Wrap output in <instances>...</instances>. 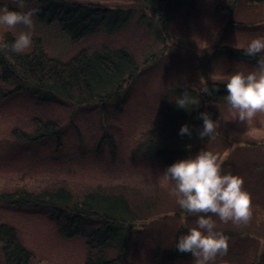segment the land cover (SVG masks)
Listing matches in <instances>:
<instances>
[{"label":"rangeland","instance_id":"1","mask_svg":"<svg viewBox=\"0 0 264 264\" xmlns=\"http://www.w3.org/2000/svg\"><path fill=\"white\" fill-rule=\"evenodd\" d=\"M70 1L140 10L120 32H101L75 45L64 38L67 53L61 59L66 62L82 50L123 48L134 55L140 72L128 82L119 106L113 102L106 109L70 100L41 105L22 95L0 101V194L19 188L41 193L62 187L79 198L97 189L123 193L137 219L126 255L129 262L195 264L191 254L178 261L168 259L178 232L194 226L196 217L186 216L180 208L175 182L163 175L167 166L138 156V150L146 134L163 119L167 93L176 87L199 88L200 68L204 67L212 83L226 82L234 72L252 69L256 60H232L221 52L212 58L211 54L217 44L237 49L236 45L264 35V0H190L194 8L165 26L140 7L142 0ZM231 6L232 14L224 11ZM24 8L28 10V6ZM144 14L147 17L141 21ZM205 41L210 48L199 49ZM0 88L12 89L2 82ZM205 95L210 100L211 94ZM210 103L212 119L219 120L215 135L208 142L203 138L180 159L202 148L219 154L225 172L243 177L252 208L246 223L213 217L217 230L228 237L227 253L218 255L213 264H264V151L248 146L264 145V113L244 124L233 118L229 105ZM42 115L62 127L60 148L51 140L26 143L15 133L33 134L35 118ZM105 131L115 139L112 149L109 141L99 146ZM257 165L259 169L253 172ZM0 223L15 227L19 240L33 255V264H86L90 255L83 239L62 237L55 221L33 207L15 210L0 203ZM0 264H4L1 257Z\"/></svg>","mask_w":264,"mask_h":264},{"label":"trees","instance_id":"2","mask_svg":"<svg viewBox=\"0 0 264 264\" xmlns=\"http://www.w3.org/2000/svg\"><path fill=\"white\" fill-rule=\"evenodd\" d=\"M5 2L12 8L16 7L15 0ZM25 6L34 11L33 44L23 54H16L10 48L0 49V82L12 88H0V101L22 95L41 105L70 100L78 102L77 105L92 103L104 109L113 102L119 106L128 82L133 81L140 72L134 55L123 48H104L93 53L82 50L65 62L61 58L67 53V41L63 39L67 38L75 45L101 32L108 35L120 32L130 24L139 7L105 8L70 0H25ZM143 6L160 26L169 25L181 13L194 8L190 0H142L140 7ZM224 11L234 12L232 6ZM145 17L146 14L140 20L144 21L142 19ZM26 30L24 25H17L12 30L0 29V39L11 44L19 32ZM213 49L212 58L221 52L232 60H256V57L244 55L242 49L219 44ZM199 71L200 76L207 79L204 67ZM226 82L209 81L210 87L211 84L218 85L210 100L204 98L205 93L192 91L191 87H176L168 92L164 117L146 134L138 156L159 160L169 166L194 150L202 140L198 135L202 128L199 113L206 111L212 117L210 102L228 105L224 98L227 94ZM185 89L199 98V104L187 110L178 107L174 101ZM35 121L34 133L16 131L18 138L26 143L51 140L60 148L62 127L52 119H45L44 115L37 116ZM186 123L191 129L190 136L179 133L180 127ZM101 140L99 146L103 141H109L111 149L114 148L115 139L108 132H104ZM248 146L253 149L260 147L264 151L262 144ZM257 169L259 165L253 172ZM0 203L15 210L33 207L55 221L62 237L83 239L90 251L86 264H132L126 255L136 231L137 219L132 203L123 193L97 189L79 198L65 187L41 193L19 188L0 194ZM178 233L182 234V230ZM112 253L116 255L112 256ZM188 256L190 253L179 252L174 246L168 259L173 262ZM0 257L4 264H33L32 253L19 240V233L11 224L0 223Z\"/></svg>","mask_w":264,"mask_h":264},{"label":"clouds","instance_id":"3","mask_svg":"<svg viewBox=\"0 0 264 264\" xmlns=\"http://www.w3.org/2000/svg\"><path fill=\"white\" fill-rule=\"evenodd\" d=\"M15 8L9 7L5 0H0V29L12 30L17 25H24L26 31L16 35L9 44L0 39V49L10 48L16 54H23L33 44L34 11L23 10L25 0H15ZM19 9V10H17ZM199 49H209L205 41L198 45ZM248 57H256V63L249 71H236L230 75L225 84L224 97L234 119L247 124L255 120L258 113H264V35L251 38L245 45H236ZM218 85L211 84L204 77L199 78V88L192 91L212 94ZM183 109H190L199 104L198 95L185 89L174 100ZM202 128L199 130L201 139L211 140L219 126V120L212 119L204 111L199 113ZM180 135L192 134L189 125L183 124ZM164 178L175 182V194L180 208L186 216L194 215V226L188 227L175 242V248L182 253H190L195 264H213L218 255L228 251V237L216 228L214 216L221 221L248 222L252 216L251 196L244 188L243 177L223 170V157L206 149L179 159L163 173ZM184 216L181 217L183 224Z\"/></svg>","mask_w":264,"mask_h":264}]
</instances>
